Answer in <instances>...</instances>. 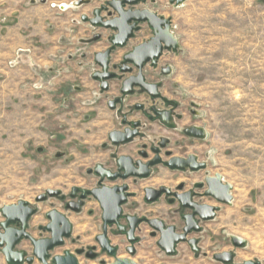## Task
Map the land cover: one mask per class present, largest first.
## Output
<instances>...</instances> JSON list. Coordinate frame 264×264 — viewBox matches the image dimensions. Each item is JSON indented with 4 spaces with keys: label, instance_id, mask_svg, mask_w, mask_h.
<instances>
[{
    "label": "rangeland",
    "instance_id": "1",
    "mask_svg": "<svg viewBox=\"0 0 264 264\" xmlns=\"http://www.w3.org/2000/svg\"><path fill=\"white\" fill-rule=\"evenodd\" d=\"M74 1L6 0V4L11 13L15 9L25 11L27 20H31L33 10L38 18H46L45 14L61 7L54 9L59 3ZM106 1L89 0L80 9L73 5L72 8L77 9L74 13L90 18L92 11ZM169 1L147 0L146 4L136 8L149 9L170 20L169 32L177 40L178 47L175 52L164 53L161 58L160 64H168L173 70L162 80V94L176 101L179 111L185 115L178 122V129L189 125L202 127L207 133L205 141L191 143L177 132L159 130L156 124H152L145 129L149 132L148 140L116 151L110 148L102 150L100 140L91 134L93 129L103 128L102 117L91 122L92 126L83 127L82 131L84 128L91 131L86 130L80 136L73 128L77 124L71 115L67 117L64 136L76 137L77 141L70 138L69 143L64 144L68 150L54 147L57 151L53 155L36 157V145H32L28 137L29 129L21 134L26 142L18 148L14 141L13 123L5 126L4 119L0 118V209L16 205L19 201L36 208V215L28 223V232L34 240L49 238L38 228L48 223L44 215L52 208L63 214L72 226L70 238L49 253L48 264L52 258L65 253L75 256L78 264H112L115 258L128 259L135 264H217L212 260V254L223 251L233 253L231 264L248 261L264 264V0H186L178 7L170 5ZM56 14L54 17L58 16ZM142 28L143 33L138 34L133 43L150 36L147 27ZM56 73L60 75L61 71ZM192 104L194 106L191 107ZM190 108L195 112L194 118L188 116ZM1 113L2 110L0 116ZM10 118L14 122L13 115ZM138 118L140 116L135 115L133 119ZM4 128L9 134L3 135ZM159 136L171 140L168 150L174 155L195 154L206 163V168L196 174H181L158 166L147 180L124 182L133 196L122 207L123 213L158 219L181 232L183 224L178 206L168 205L165 198L146 205L142 199L143 189L164 186L174 190L180 183L191 188L193 183L202 182L205 176L220 175L223 184L231 186L229 206L205 197L194 200L198 204L218 208L212 221L200 224L201 233L189 237L199 241V255L194 256L186 244H179L173 257L166 256L157 246L158 236L152 238V231L146 225H140L135 232L138 242L133 246V256L125 250L128 246L126 239L118 235L109 236L112 246L117 248L115 258L100 254L96 260H88L84 256H76L75 251L96 246L94 238L101 233L102 226L98 204L88 200L76 215L64 212L61 203L55 199L36 204L35 198L46 190H59L67 196L72 187L93 188L96 180L86 175L87 169L97 164L113 168L112 154L135 156L134 151L142 143H155ZM60 147L63 148L62 145ZM55 152H65L66 155L56 158ZM232 237L243 240L245 246L234 248ZM16 251H24L31 257L33 248L29 241H23ZM0 264H6L1 253ZM33 264L40 263L35 260Z\"/></svg>",
    "mask_w": 264,
    "mask_h": 264
},
{
    "label": "water",
    "instance_id": "2",
    "mask_svg": "<svg viewBox=\"0 0 264 264\" xmlns=\"http://www.w3.org/2000/svg\"><path fill=\"white\" fill-rule=\"evenodd\" d=\"M146 0H122V1H110L107 3V7L113 10L118 18L102 22L99 18L100 10L97 9L93 12L94 18L88 20L86 17H82L81 22H88L92 27H101L106 30L116 31L117 35L113 36L111 40L112 49L115 47L124 46L125 41L131 37L133 30H136V24L147 23L148 26L153 31V38L137 48L134 52L125 57V62L134 63L138 68H141L142 64L152 61V64L156 59L161 55L162 50L175 52L178 47L177 40L169 32L170 30V20L163 17H157L155 14L149 11H136L131 12L123 11L125 5L133 6L138 3H144ZM186 0H170L169 4L175 7L182 5ZM86 0H79L75 2V6H81L86 3ZM130 23H133L129 26ZM98 40V36L93 38V42ZM111 52V49L106 50L104 53H99L94 56V63L102 69L101 73H95L91 76L92 80L98 81L100 83V90H107V82L115 78L113 74L107 73L108 68V56ZM138 62V63H137ZM140 87L143 90L149 92L152 98L157 97V94L153 91L155 87L147 86L143 83L142 77L138 76L137 78L128 79L123 82L122 91L123 95L131 94V88ZM111 107V106H110ZM167 124V120H163ZM138 124H134L133 127H137ZM185 135L192 139L203 140L205 139V131L202 128H191L184 131ZM138 135L136 130L129 131L126 130L123 134L113 132L109 134V141L113 146L124 145L130 143L134 137ZM161 148L165 147L164 143L160 144ZM170 154L167 153L166 156ZM159 164H162L167 169L171 171H180L184 172L186 170L190 172H198L205 169V164L196 163L195 157L190 156L186 161H183L178 158H172L168 162L161 163V160L156 157L151 162L146 165L138 166V170L134 169L131 160L126 157H121L117 161L118 173L111 175L109 172L104 171L100 166H98L93 174L103 180L105 177L109 181H115L116 179L128 180L130 178L135 179H146L151 173V168ZM123 172V175L119 173ZM182 186H179L177 189L180 190ZM195 189H205L203 197L213 199L217 204L229 206L231 204V186L228 184H223L221 176L216 174L213 177H205L202 183L194 185ZM127 186L115 187L113 189L101 188L98 190L92 191H83V190H73L75 192L82 193L81 199H84L85 196H90L95 201L98 202L102 211V224L103 231L100 236L95 238L99 248L102 252L106 253L109 257H115V248L111 247L106 236V229L108 226H116L117 231L120 234L125 233V229L118 224V220L121 218V206L126 203ZM165 194L170 196L171 193L165 189L160 188L158 191L152 189L144 190L145 203L152 204L155 203L159 197ZM60 195L59 191L47 190L45 195L37 197L35 203L43 202L46 196L51 198L58 197ZM194 196L193 193H186L184 195H174L177 201L180 203L181 210L189 209L192 211V214L186 217H183L185 221V228L183 233L178 235L175 233L173 227H164V224L159 220H138L136 218H127L129 224V230L125 233L127 241L129 244H134L137 242V239L134 238V230L138 224L141 222H146L151 230L159 233L160 240L157 243V246L165 253L166 256H173L175 254V246L179 243L186 242V236L191 232H199L200 229L197 226V223L194 220V217L197 216L202 222L212 221L215 218V214L218 211V208L207 206V205H197L191 202V198ZM79 203L73 208L74 213L80 211ZM68 207V206H67ZM0 214L3 218V222L0 223V253L4 257L6 264H32L34 260L38 261L40 264H48L47 260L49 259V253L58 247H61L64 243V240L69 239L71 236V224L67 218L56 211H51L46 215L49 223L44 228V230L50 234L48 239L43 240H34L25 233L27 227V221L31 216L35 214V210L29 207L27 202L19 201L16 205L4 206L0 209ZM14 225H19L20 229L13 228ZM154 234H152L153 236ZM28 240L33 248V253L31 257L25 259V254L23 252H16L14 249L16 245L22 240ZM231 242L234 248H243L245 242L236 237L231 238ZM195 240L188 241V245L193 249L194 253L198 251L195 249ZM130 256L134 255V248L127 249ZM83 253V250L75 251V255L79 256ZM96 257L95 254L88 252L86 254V259L93 260ZM213 260L220 262L222 264H231L233 261L232 253H223L213 256ZM51 264H78L75 256L65 253L63 256H58L52 258ZM112 264H135L128 259H115ZM243 264H259L256 262H244Z\"/></svg>",
    "mask_w": 264,
    "mask_h": 264
},
{
    "label": "crops",
    "instance_id": "3",
    "mask_svg": "<svg viewBox=\"0 0 264 264\" xmlns=\"http://www.w3.org/2000/svg\"><path fill=\"white\" fill-rule=\"evenodd\" d=\"M77 1L59 3L54 9L61 5L66 9L59 7L61 13L51 10L45 14L46 18H38L33 10V17L27 20L25 11L15 9L11 13L6 0H0V118L5 126L13 123L18 148L26 142L21 134L29 129L27 133L32 145H36V157L53 155L57 151L54 147L68 150L64 147L71 138L64 136L67 117L75 118L72 121L77 125L73 128L80 136L86 130L91 131L86 128L82 131L83 127L92 126L91 122L102 117L103 128L93 129L91 133L100 143L114 125L112 114L99 95L98 84L91 79L92 57L103 51L105 44L91 47L83 44L97 30L79 21L82 14L74 11L85 5L72 8ZM55 13L58 16L54 17ZM57 71L61 74L57 75ZM113 93L112 88L104 97ZM22 124L25 126L20 127ZM71 139L77 141L76 137ZM55 153L54 156L60 154L61 158L66 155Z\"/></svg>",
    "mask_w": 264,
    "mask_h": 264
},
{
    "label": "flooded vegetation",
    "instance_id": "4",
    "mask_svg": "<svg viewBox=\"0 0 264 264\" xmlns=\"http://www.w3.org/2000/svg\"><path fill=\"white\" fill-rule=\"evenodd\" d=\"M86 1H87L86 3L89 2V0H86ZM97 1H101V0H97ZM110 1H114V0H107L104 5H101L99 8H97V9L100 10L99 18L101 19L102 22L111 21V20H114V19L118 18V15L113 10H111L109 7H107V3L110 2ZM115 1H122V0H115ZM146 2H147V0L144 3H138V4L133 5V6L125 5L123 7V11L124 12H127V11H131V12L149 11V12H152L149 9H146V8H142V9L136 8L139 5L146 4ZM86 3H84L83 5H86ZM83 5H81V6H83ZM97 9H94L92 11V17L89 18V17H86L85 15H81L80 19L82 17H86L88 20L93 19L94 18L93 12L95 10H97ZM152 13L155 14L157 17H162V16L157 15L154 12H152ZM80 19H79V21L81 22ZM81 23L89 25L88 22H81ZM132 24L133 23H130L129 26H131ZM143 26L147 27L148 31L150 32V36L147 39L142 40V41H140L138 43H133V41H135L137 39L138 34H142L143 33V28H142ZM90 27L92 29H94V30H97V32L94 33L89 39L84 41L83 44L85 46L91 47L92 45L99 44V43L103 42L105 44L104 50L101 51V52H98L96 54L104 53L106 50L111 49V52H110V54L108 56V61L109 62H108L107 73L108 74H113L115 76V78H113V79H111L110 81L107 82V90L106 91H101L100 90V83L98 81H94L93 80L94 82H96L98 84L99 95H100V97L102 99V102L104 103V107L106 108V110L112 114L113 124H114L113 128L106 134V136L104 138L105 142H102V144H101V149L102 150H106L107 148H110V149H113L114 151H116V150H118L120 148L129 147V146H131L133 144H136L137 142H144V141L148 140L149 136H147V133H149V132H147L145 129L147 127H150L152 124H156L158 126L159 130H164V131H169V132H177L183 138H185L186 140H188L191 143H200V142L205 141V139L207 137V133H206L205 129L202 128V127H198V126H195V125H189V126L183 128V129H180V130L178 129V122L182 121L184 119L185 115L179 111V104L176 101L169 100L166 97H164L163 94H162V88H163L162 80L164 78L169 77L172 74L173 70H172V67L170 65H168V64L161 65L160 61H161V58H162L164 53H168V52H172V51L162 50L160 57L158 59H156L153 64H152V61H149L147 63L142 64L141 68H138L134 63H130V62H125L124 61L125 57L131 55L134 52L135 48H137V47H139V46H141V45H143L145 43H148L153 38V36H154L153 31L148 26L147 23L136 24V30L132 31L131 37L128 38L125 41L124 46L115 47L113 49H112V45H111V40H112L113 36L117 35L116 31L106 30V29H103L101 27H92V26H90ZM95 36H98V40L93 42L92 40H93V38ZM94 56L92 57V66H93L94 70L91 73V76L93 74H95V73H101L102 72V69L94 63ZM138 76L142 77L143 83L145 85L155 87V90L153 92L157 94V97L152 98L148 91L143 90L140 87H135V86H133L131 88V92H132L131 94L123 95L121 93L123 82H125L128 79L137 78ZM112 88L114 89L113 95L111 97L105 98L104 96L106 94H108L111 91ZM192 106H194V105L192 104L191 107ZM188 112H189V114H188L189 118H194V116H195L194 115L195 114L194 110L192 108H190L188 110ZM135 115H139L140 118L134 120L133 118H134ZM163 120H167V124H165V122ZM134 124H138V126L134 128L133 127ZM191 128H202L205 131V139L197 140V139H192V138H189L188 136H186L184 131H186L188 129H191ZM126 130H129V131L136 130L138 132V135L136 137H134L130 143H127V144H124V145H119V146H113L111 144V142L109 141V138H108L109 134L113 133V132H117V133H122L123 134ZM161 143L165 144L164 148L160 147ZM170 145H171V140L169 138L164 137V136H159L156 139L155 143H152L150 145H146L145 143H142L139 146V148H137L134 151L135 156L131 155V154L130 155L118 154V153L115 152V154L111 155V159L113 161V168H107V167H104L101 164H97L92 169H87L86 170V172H85L86 175L87 176H92L96 180L95 181V186L93 188L84 189V188H80V187H72V188H70V191L67 194V196L62 195L61 191H59V190H52V191H59L60 195L58 197H55V198H51L49 196H46L43 202L36 203V204L45 203L49 199H55V200H57V201H59L61 203V208H62V210H64V212L72 213V214H76L77 215V214H79L81 212V210L85 206V203L88 200H92V201H95V200L93 198H91L90 196H85L84 199H81L82 193L75 192L73 194L72 192H73L74 189L83 190V191H92V190H98V189H101V188H109V189H113L115 187H119L120 188L122 186H127V191L125 192L127 194V197H126V203H127V200L130 199L133 196V194H131L129 192V187L124 182H126V181H128L130 179H132L133 181H144V180H147V179H149L151 177L154 168H156L158 166H162V167L166 168L162 164H159V165L151 168V173H150L148 178H146V179L130 178V179L125 180V181L120 180V179H116L115 181H109L106 177L103 180H101L99 177H97V176H95L93 174V171L98 166H100L104 171L109 172L111 175L117 174L118 173L117 161L121 157L129 158L131 160V163H132L134 169H136V170H138V168H139L138 166H136V163H139L140 165H146L147 163L151 162L156 157H158L161 160V163H165V162H168L172 158H178V159H181L183 161H186L190 156L195 157L196 163L205 164V168H206V163L200 161L198 156L195 155V154H189V155H186V156H176V155H174L170 150H168V147H170ZM167 153H169L170 155L166 156ZM163 157H165L166 160H163ZM56 158H61V155L58 154V157H56ZM169 171H171V170H169ZM201 171H203V170H201ZM172 172H179L181 174H196V173H198L200 171H198V172H190V171L186 170L184 172H180V171H172ZM119 174L123 175L124 173L120 172ZM205 177H208V176H205ZM118 182H122V184H118ZM202 182L193 183L191 188H187L184 183H180V184H178L176 186V188L174 190H172L171 188H166L164 186H159L157 188L147 187V188L143 189V197H142V199H143L144 204L150 205V204L145 203L144 190L152 189V190L158 191L160 188L167 189L171 193V195L170 196H166L165 194H162L159 197L158 200H160L161 198H165L168 205H170V206L177 205L178 206V208H179L178 215H179V218H180V220H181L183 225H182V228H181V232H176L175 228L174 227L173 228H174V231H175L176 234L181 235L183 233V229L185 228V221L183 220V217L191 215L192 211L189 210V209L181 210L180 203L177 201V199L174 197V195H180L181 196V195H184L186 193H193L194 196L191 198V202L193 204L206 205V204H198V203H196L194 201L196 198L203 197L202 195H203L205 189H200L199 190V189H195L194 188V185L202 183ZM179 186H182L180 190L177 189ZM45 192L43 194L37 196V197L45 195ZM198 192H201V193H198ZM95 202L98 204L97 201H95ZM79 203L82 204L80 206V211L78 213H74L72 210ZM124 205L121 206V218L118 220V224H119V226H121V227H123L125 229V233L129 230V224L127 222V218L128 217L136 218L138 220H144V219L145 220H158V219H147L145 217H137V216L125 215L123 213V210H122V207ZM98 206L100 208L99 204H98ZM207 206H209V205H207ZM29 207H31L33 210H35V214L33 215V216H35L36 213H37L36 208H34L31 205H29ZM100 210H101V208H100ZM51 211L58 212L55 208H52L50 211H48L44 215V217L46 218V215L49 212H51ZM59 214H61V213H59ZM61 215H63V214H61ZM33 216H31L29 218V220L27 221V227L25 229V233L28 234L29 236H31V235L28 232L29 231L28 223H29L30 219ZM46 220H47V218H46ZM194 220L197 223V226L199 227L200 231L199 232H191V233H189L186 236V242L185 243H179V244H186L188 246L189 250L192 252V254L197 257L199 255V247H198L199 241L197 239H195V238H189V237L191 235L200 234L201 233L200 224L201 223H206V222H202L199 219V217H197V216L194 217ZM101 222H102V211H101ZM208 222H210V221H208ZM48 223H49V221H48ZM47 224L44 227H39L38 230L40 232L46 233L47 236L50 237V234L47 233L44 230V228L47 226ZM140 225H146L150 229V227L148 226V224L146 222H141L140 224H138L136 226V228L134 230V234H133L134 238H136L135 237V232H136V230L138 229V227ZM164 227L167 228V227H171V226H166L164 224ZM13 228L20 229V226L19 225H14ZM113 228H115V230H113ZM102 231H103V224L101 226V233L99 235H96V237L100 236L102 234ZM151 231L152 232L150 233V236L152 238L158 236V238L160 240L159 233L154 232L153 230H151ZM110 232H111V234H110ZM71 233H72V229H71ZM125 233H123V234L118 233L116 226H108L107 227V229H106L107 239L109 241L110 246L115 248L116 251H117V248L112 246V244L110 242V239H109V236L110 235H112V236L118 235V236L124 237L126 239V241H127V237H126ZM152 234H154V235L152 236ZM95 238H94V241H95ZM46 239H48V238H46ZM192 240L196 241L195 249L198 251L197 253H194L193 249L188 245V241H192ZM23 241H28V240L22 239L16 245V247L14 249L15 251H16L17 246L20 245ZM137 242H138V239H137ZM137 242L132 244V245L128 243V246L125 248L126 252L128 253L127 249L134 248L133 246L135 244H137ZM95 244H96V246H92V247H90V248H88L86 250H83V253L81 255H79V256L86 257V254L88 252H91V253L96 255V257L93 260H96L99 257L100 254L107 256L106 253L101 251V249L99 248V246H98L96 241H95ZM179 244H177V245H179ZM231 244H232V242H231ZM176 246H175V249H176ZM16 252H19V253L23 252L25 254L23 259H25L27 257H30L24 251H16ZM134 253H135V250H134ZM223 253H232V252L231 251H223V252L213 253L212 254V260H213V256L214 255L223 254ZM203 255L205 256V254H203ZM115 256H116V252H115ZM168 257H171V256H168ZM49 258H50V256H49ZM111 258H115V257H111ZM233 259H234V255H233ZM213 261L216 262L217 264H222V263L217 262L215 260H213ZM51 263H52V259H51ZM23 264H25V263H23ZM102 264H103V262H102Z\"/></svg>",
    "mask_w": 264,
    "mask_h": 264
},
{
    "label": "bare ground",
    "instance_id": "5",
    "mask_svg": "<svg viewBox=\"0 0 264 264\" xmlns=\"http://www.w3.org/2000/svg\"><path fill=\"white\" fill-rule=\"evenodd\" d=\"M73 6H75V4H73ZM61 8L64 10V9H66V6L65 5H61Z\"/></svg>",
    "mask_w": 264,
    "mask_h": 264
}]
</instances>
